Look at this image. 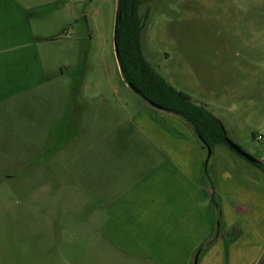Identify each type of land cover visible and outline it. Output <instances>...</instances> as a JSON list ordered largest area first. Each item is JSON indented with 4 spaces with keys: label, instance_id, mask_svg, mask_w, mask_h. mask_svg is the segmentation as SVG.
Instances as JSON below:
<instances>
[{
    "label": "rangeland",
    "instance_id": "obj_1",
    "mask_svg": "<svg viewBox=\"0 0 264 264\" xmlns=\"http://www.w3.org/2000/svg\"><path fill=\"white\" fill-rule=\"evenodd\" d=\"M9 1L48 83L0 101V264H135L95 224L107 218V207L93 168L109 152L87 149L122 143L142 117L163 112L122 76L118 0H2ZM148 9L145 58L264 162V0H153L141 16ZM1 47L0 29V54ZM246 182L242 202L217 193L213 236L231 250L242 241L247 264H264V185Z\"/></svg>",
    "mask_w": 264,
    "mask_h": 264
},
{
    "label": "crops",
    "instance_id": "obj_2",
    "mask_svg": "<svg viewBox=\"0 0 264 264\" xmlns=\"http://www.w3.org/2000/svg\"><path fill=\"white\" fill-rule=\"evenodd\" d=\"M11 2L0 0L4 102L48 83L35 48L22 40L23 19ZM157 116L161 118L142 117L143 123L138 121L142 127L133 124L122 143L88 145L99 154L109 152L108 159L97 160L93 168L107 207V218L95 223L98 230L135 264H247L242 241L231 250L227 240L218 242L219 236H213L215 198L217 193L225 198L234 195L242 202L249 196L248 177L264 185V174L222 146L208 156L188 124L164 112ZM115 150L122 151L120 157H111ZM132 154L137 157L132 159ZM229 203L225 202L224 214L232 221Z\"/></svg>",
    "mask_w": 264,
    "mask_h": 264
},
{
    "label": "trees",
    "instance_id": "obj_3",
    "mask_svg": "<svg viewBox=\"0 0 264 264\" xmlns=\"http://www.w3.org/2000/svg\"><path fill=\"white\" fill-rule=\"evenodd\" d=\"M152 1L118 0L115 38L119 51L118 64L123 78L134 87L138 95L154 107L188 124L207 153L211 152V156L218 146L225 145L231 149L227 144L229 137L222 121L206 106L195 103L188 94L170 85L145 58L141 37L150 9L145 16H141L140 8ZM253 165L264 174V162L258 161Z\"/></svg>",
    "mask_w": 264,
    "mask_h": 264
},
{
    "label": "water",
    "instance_id": "obj_4",
    "mask_svg": "<svg viewBox=\"0 0 264 264\" xmlns=\"http://www.w3.org/2000/svg\"><path fill=\"white\" fill-rule=\"evenodd\" d=\"M117 24H118V12L116 14V22H115V34L114 36L116 37V29H117ZM114 37V43H115V53H116V57L117 60L119 61V51H118V46H117V40ZM133 90L134 87L130 86ZM152 105V104H151ZM227 144L230 146L231 149H233L237 154H239L240 156H242L243 158H245L246 160H248L249 162L256 163L258 162L256 159H254L253 157H251L249 154H247L243 149H241L238 145H236L234 142H232L229 138H227ZM211 155V152L209 151V156Z\"/></svg>",
    "mask_w": 264,
    "mask_h": 264
}]
</instances>
